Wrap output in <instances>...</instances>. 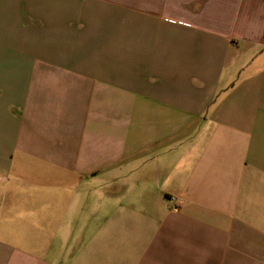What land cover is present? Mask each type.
Instances as JSON below:
<instances>
[{
  "label": "crops",
  "instance_id": "obj_1",
  "mask_svg": "<svg viewBox=\"0 0 264 264\" xmlns=\"http://www.w3.org/2000/svg\"><path fill=\"white\" fill-rule=\"evenodd\" d=\"M0 264H264V0H0Z\"/></svg>",
  "mask_w": 264,
  "mask_h": 264
}]
</instances>
